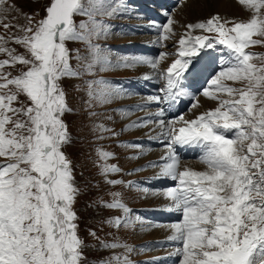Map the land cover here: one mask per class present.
<instances>
[{
	"label": "snow or ice",
	"instance_id": "1",
	"mask_svg": "<svg viewBox=\"0 0 264 264\" xmlns=\"http://www.w3.org/2000/svg\"><path fill=\"white\" fill-rule=\"evenodd\" d=\"M238 2L253 12L248 22H230L216 15L188 25L189 30L215 36L186 33L179 40L178 58L166 73L159 74L166 82L159 89L163 96L148 97L158 107L165 101L169 106L177 103L186 94L185 80L197 71L195 58L202 50L219 44L227 49L228 58L222 60L221 70L210 81L215 94L203 91L219 106L192 120H185L181 114L166 121L165 110L161 109L154 118L122 130L138 129L151 122L159 125L165 138L168 155L164 162L150 167L158 166L159 177L170 179L174 186L159 191L139 184L129 187L163 195L170 201L166 210L179 219L168 225L172 232L168 239L177 245L172 255L180 258L179 264H264V56L246 51L264 46V0ZM116 4L120 7L109 6L108 0H49L43 17L24 28V35L10 38L23 46L25 54L16 55L15 49L3 46L6 38L0 36V53L9 57L0 62V264H86V245L79 236V217L74 210L80 192L72 163L63 150L71 143L63 118L73 111L63 81L81 77L72 66L73 57L84 73L93 76L140 65L159 69L157 59L143 55H124L113 63L105 54L108 49L93 42L105 38L111 29L97 17L127 11L126 0H116ZM9 11L7 0H0V14ZM77 16L87 17V22L78 24ZM228 23L232 26L227 27ZM3 27L8 30L12 25L4 23ZM172 30L173 21L169 19L161 26L160 40H169ZM72 42L86 43L88 54L74 53L68 47ZM164 56L161 53L159 59ZM17 63L26 69L20 75L12 77L3 71ZM143 79L150 81L151 77ZM87 88L90 100L102 105L130 94L106 79L92 80ZM223 95L228 98H221ZM107 118L114 119L111 115ZM97 127L102 133H111L110 138L118 139L122 134L103 124ZM176 146L199 148V159L206 170H181ZM99 158L105 162V176L121 173L119 166L107 163L116 158L113 153L101 150ZM104 207L124 214L108 221L116 230L141 219L121 199ZM101 248L133 251L127 244L117 243H101ZM144 250L141 247L140 251ZM106 264L133 262L125 255L114 256Z\"/></svg>",
	"mask_w": 264,
	"mask_h": 264
},
{
	"label": "rangeland",
	"instance_id": "2",
	"mask_svg": "<svg viewBox=\"0 0 264 264\" xmlns=\"http://www.w3.org/2000/svg\"><path fill=\"white\" fill-rule=\"evenodd\" d=\"M135 1V0H133ZM142 1V0H141ZM175 0H162L160 1V4L166 9L170 8V4L173 3ZM188 0H183V2L180 4H176L173 7L172 12H170L165 19V21H168L171 19L173 21V30H172V35L169 40L166 42L168 43L167 45L172 48L173 47V42L175 41V38H182L185 36L186 33H188L191 36H198V35H210V36H215V34H210L207 32H204L202 30H189L188 25H190L189 18H187V15H185L186 11V5L189 4L187 3ZM238 1V0H236ZM49 0H7V7L10 9L9 12L5 14H0V36H3L6 38V41L3 42V46L9 48V49H15V54L16 55H21L25 54L26 50L23 48L21 45H16L15 43L11 42V37L13 36H22L24 35L23 29L35 24L36 21H38L41 17L44 16L45 14V6L48 4ZM137 3V2H136ZM187 3V4H186ZM115 4L117 8H119V4ZM241 7H235L233 8V14L230 12V14L226 15H219L222 18V20H229L231 22H248V20L251 18L253 15V12L250 11L248 8H246L244 5H241L238 3ZM128 6V5H127ZM166 6V7H165ZM169 7V8H168ZM245 8V9H244ZM14 9V10H13ZM127 11L124 14H116L114 15V30L116 33H114L111 29L109 34L105 38H101L98 41L94 40V43H98L100 46H102L105 49H108V51L105 53L108 55L111 53V46L108 45L106 42H111L113 41V44H118L121 43L124 38L126 40H131L135 41V38H130L128 36H122L120 35L119 29L123 26V29L126 28V26H132L129 30L132 28L136 30L142 29L144 30L145 22L142 21L140 22V18H145L136 12H134L130 6L127 7ZM244 14H243V12ZM246 13V15H245ZM241 14V15H240ZM131 15L137 17L136 20L131 23V24H126V22ZM154 15V13H153ZM240 15V16H239ZM245 15V16H244ZM124 16V17H123ZM155 16V15H154ZM165 14L159 13L158 20H161L162 17H164ZM244 16V17H243ZM103 20V22L107 23L110 25L112 21V17H107V16H102L98 17L97 19ZM212 18V17H211ZM83 19V20H81ZM88 18L80 17L77 16L75 17L76 22L79 24L81 22H87ZM99 19V20H100ZM188 19V20H187ZM185 22V23H184ZM206 22V21H198L195 22ZM7 23L9 25H12V27L8 30H6L3 27V24ZM117 23L118 28L117 29ZM167 23V22H166ZM189 23V24H188ZM227 27H231L232 23L229 25H226ZM119 34V35H118ZM133 37V36H131ZM175 37V38H174ZM137 38H140L139 36ZM144 38V37H142ZM146 40H148V37L145 36ZM259 37H254V39H258ZM8 39V40H7ZM101 41H106L105 43H102ZM101 42V43H100ZM124 42V41H123ZM135 42H132L134 45ZM129 46V45H128ZM217 46H221L217 44ZM68 47L76 53L77 51L80 53V55H87V44L83 42H72L68 44ZM156 47V46H155ZM224 48V46H222ZM226 51V54L224 56V59L228 58V51L226 48H224ZM166 51V55L164 56V63L162 65V60H159V71L157 72L156 80L152 81V76L156 74L154 71L151 77L150 81H145L143 77L145 76V70L142 73V67L138 66L136 70H133L132 68H126V69H116V70H109L105 73L104 76L106 80H109L113 82L114 84L119 83V79H125V78H132L130 80L137 81L138 83H149V84H154V85H159V89H161L165 83L163 79L160 78V73H165L167 72V66L169 63H172V56L167 58L169 55V51L167 49H161L160 52ZM246 51H250L253 53L258 54L259 56H264V46H255L247 49ZM143 47H140L139 51L136 52H131L130 54L132 55H143ZM147 57L146 55H143ZM123 55L119 52H114V57L116 58L115 60H119ZM9 57L6 54L0 53V62H2L4 59H8ZM214 59L213 57H211ZM212 61V60H211ZM210 61V62H211ZM161 62V63H160ZM209 62V66H211V63ZM258 62V61H254ZM72 66L74 70H77L78 68L81 69V77L80 78H69L65 79L63 81V86L64 90L67 95V102L70 108L73 110L71 114H67L64 116V120L66 121L68 131L70 133V138H71V143L67 146L64 147V151L67 154L69 160L72 163V167L74 169V177H75V185L79 189V196L78 199L75 203L74 210L78 214L79 220V236L80 238L85 242L86 248H85V255L87 256L86 264H103L100 261L103 260V262L108 261L114 256H129L130 260H140L143 258H150L152 260H157L160 257L163 256V254H159V252H164V250H156L153 252L150 250V248L153 246L152 241L156 240L160 237L163 236H158V232H160V229H164V226H159L156 227V231H154L153 225L151 222L148 224L149 231H143V232H138L134 228V223L130 226L127 227V230H116L114 227L109 226L108 221L114 220L117 216H123L124 214L122 212L118 213L117 211L112 214L114 210H108L104 207V205H107L109 203H112L114 199H121L123 203H125L127 206L130 207H135L137 204L138 206H142L138 211L140 222L142 225L147 224V221H145L143 218H148L147 214L145 211H142V209L150 205L154 207L153 205H159L158 207L162 206L163 203L165 202L164 200L160 201V196L163 197V195H158L159 197H154L152 196L153 194L151 193H142V202H137L135 203V200L138 197V192L136 191H130L128 186H119L118 185H111V188H116L115 190L113 189H103V192L100 190V187L106 184L103 183H98L95 184L94 181L97 182V179L99 176L103 175V166H104V161L99 158V151H108L110 153H113L114 156L116 157L115 159H110L107 163L112 164V165H117L121 168V173L117 174L115 176L116 179H119L123 172L129 170L132 165H134L129 171H130V176L132 179H130V183L132 184H139L141 186H146L147 185V180L148 178H144L139 180L140 175L142 174V171H145L148 173V176L155 177L157 179H153V182L155 183L156 180L158 179H167V178H161L159 175H154L152 173H149L148 169V164L150 163L151 165H158V161L164 162V157L168 155L167 150L165 148L162 149H147L145 150L144 148L140 151L137 150L135 154L130 155V157H139V159H132V164L129 162L125 156L131 152V149L126 147V146H118L116 142L119 140H123L125 143H130L132 140L136 138V135L140 134L139 131H135V133L131 132H122V124L130 125L133 124V118L136 122H140L144 120L145 118H154L156 114L154 115H145V117L142 115L141 117L136 116H130L129 121L127 120V114L124 113L121 110H131L129 114L134 113V108L133 107H127L125 102L121 97L118 99H115L111 101L107 105H102L98 101L90 100V98L87 96L88 93V88L87 85L90 81L95 80L98 76H93V75H88L83 72L82 70V65L73 57L72 61ZM87 63V61H85ZM114 63V62H113ZM18 64V63H17ZM22 66V65H21ZM162 66V67H161ZM222 64L219 65L221 67ZM24 69V66L20 67V65H16L15 67H6L3 69L4 72L10 73L12 77H14L13 72L20 74V70ZM13 71V72H12ZM141 75V76H140ZM215 73H213L210 77L207 78L206 84L203 86V89H205V86L208 85L212 77H214ZM91 77L87 78V77ZM140 76V77H138ZM143 76V77H142ZM138 77L137 79H135ZM139 78L141 79L139 81ZM103 79V78H102ZM189 79V78H188ZM193 79V78H191ZM191 81L187 80L186 85L191 87ZM195 84L196 82L193 81ZM230 86L234 87H242V84H234L233 82H226ZM75 86V87H74ZM143 88H146V92H151L152 85L148 86H137L135 90H130V93L135 95L136 92L138 93L140 90H143ZM198 90H201L202 92L204 91L201 87L197 88ZM129 90V88L127 89ZM191 92V91H190ZM141 94V93H140ZM215 94V91H214ZM142 95V94H141ZM145 97H149L151 95H144ZM125 97V95H124ZM23 97H21L22 99ZM134 98V97H133ZM221 98H228L226 95H223ZM24 99V98H23ZM197 101V109L196 113L202 114L205 113L209 110H214L219 106L218 101H213L208 98H206L203 93L197 97V99H194V101ZM96 103V105H95ZM122 103V104H121ZM187 101L186 99L184 100V103L182 101L181 105H186ZM121 104L120 106H117ZM95 105V106H94ZM139 105V104H137ZM162 107H161V106ZM159 107L154 103L151 105H146L145 109L148 107L149 110L153 108H157L158 112L161 109L165 110L166 116L164 119L167 121V116H168V110L169 112L171 111L174 117H178V114H175L173 110L174 106H169L168 102L165 101L164 104H160ZM181 105H178L180 107ZM117 106L115 109L116 111L113 110V107ZM165 106H168L165 107ZM106 107V110L104 112H96L97 115L93 117L92 110L94 109H101ZM185 109V108H184ZM121 114V115H118ZM111 115L114 119L110 121L107 117ZM185 116L184 119H187L188 114L183 115ZM124 117V118H123ZM124 119V122L122 120ZM140 118V119H139ZM103 124L105 127H109L115 130L116 133H122L119 135L118 139L116 138H110L111 133H102L99 128L97 127L98 125ZM180 126L179 123H177L176 127L178 128ZM141 132L148 137H156L160 141H164L165 138L161 137L160 138V127L156 123H148L144 127H141ZM136 134V135H135ZM229 136H232L233 133L229 132ZM104 137L103 139L101 137ZM145 138V139H146ZM97 143L96 146L93 145V143ZM111 142V143H108ZM159 142V141H158ZM90 143V144H89ZM114 146H116L114 148ZM145 147V145H143ZM145 150V151H144ZM188 150V149H187ZM134 151V149H133ZM151 151V153L148 156V152ZM163 152V153H161ZM163 154V155H162ZM157 156L161 158H157ZM153 162V163H152ZM156 163V164H154ZM190 164V163H189ZM191 165V164H190ZM154 169H158L160 171V168L158 166H153ZM144 169V170H140ZM201 169V168H200ZM202 170V169H201ZM205 171V170H202ZM144 172V174H146ZM170 180V179H168ZM107 183V182H105ZM108 184V183H107ZM160 184V183H158ZM154 188V187H150ZM155 191H159L157 187H155ZM163 190V189H162ZM114 193H120L121 195L119 197H114ZM147 201V199H149ZM147 201V202H146ZM135 211L134 209H132ZM109 214V218L107 220H96L100 219L102 215ZM104 219V218H103ZM95 232V236L92 235V233ZM148 232V233H147ZM140 233H145V234H140ZM147 233V234H146ZM165 234V232H164ZM169 238V237H168ZM126 241V244H130V248L133 249L131 253H128L126 250L122 248V250H119L121 253H109L110 251H106L101 248V243H114L113 241ZM147 242L148 245H147ZM138 243V244H137ZM148 250H144L143 252L140 251L141 246H146ZM158 254V255H156Z\"/></svg>",
	"mask_w": 264,
	"mask_h": 264
},
{
	"label": "bare ground",
	"instance_id": "3",
	"mask_svg": "<svg viewBox=\"0 0 264 264\" xmlns=\"http://www.w3.org/2000/svg\"><path fill=\"white\" fill-rule=\"evenodd\" d=\"M172 1V0H171ZM189 3V4H187ZM187 5H186V13L185 15H187V18H189V21L191 24H194L195 22H198V21H207L209 18L213 17V16H216L218 13L219 15H226V14H230V12L232 13L233 12V8L235 7H241L238 3V1L236 0H188L187 1ZM120 6V5H119ZM170 6V5H169ZM166 7V6H165ZM169 8V7H168ZM236 9V8H235ZM245 9V8H244ZM242 10V9H241ZM126 12H129V11H126ZM243 12V11H242ZM126 14V13H125ZM233 14V13H232ZM244 14V12H243ZM241 15V14H240ZM239 15V16H240ZM246 15V13H245ZM244 15V16H245ZM243 16V17H244ZM135 17H137L135 15ZM163 18V17H162ZM159 19V17H157V20ZM188 20V19H187ZM185 23V22H184ZM189 24V23H188ZM212 60V61H211ZM214 59H210V63L212 65V62H213ZM163 65V64H162ZM210 65V64H209ZM162 67V66H161ZM145 73V76H152L151 75V69H146L144 71ZM154 72H152L153 74ZM187 75V74H186ZM144 76V77H145ZM143 77V76H142ZM189 78H193L192 76L189 77ZM141 79L139 78V81ZM192 80V79H191ZM132 82H137V81H132ZM191 83V82H190ZM197 83V82H196ZM193 84V83H191ZM195 84V83H194ZM138 85H134L133 87H129V92L130 90H135V88H137ZM196 86V85H195ZM151 91V90H149ZM153 92V91H151ZM151 92H146V88H143V90H140L138 93L136 92L135 95L133 94H126L125 97L124 96H121V98L127 102L125 104V106L127 107H133L134 108V113L133 114H127V120L129 121V118L130 116H134L136 118V116L139 115V117H141L142 115L145 117V115H148L149 114V108L148 107L147 109H145V106L146 105H151V104H154L155 102H152V101H149L148 97H145L144 95H151ZM142 95H141V94ZM134 97V98H133ZM184 100L185 98H179L178 99V102L173 104L172 106H174V109L173 110L175 112V114L178 113V105H181L182 104V101L184 103ZM187 101V99H186ZM139 104V105H137ZM164 104V102L162 103ZM187 105V103H186ZM143 106V107H142ZM161 106V105H160ZM163 106V105H162ZM161 106V107H162ZM147 107V106H146ZM166 116V114H165ZM164 116V117H165ZM163 117V118H164ZM185 117V116H184ZM186 118V117H185ZM140 119V118H139ZM131 120H133V124H136L137 122L131 118ZM145 151V150H144ZM163 153V152H161ZM163 155V154H162ZM157 158H161L160 156ZM158 163H162V161H158ZM190 165V164H189ZM152 187V186H151ZM160 190V189H159ZM162 190V189H161ZM161 197V196H160ZM164 197V196H163ZM165 198V197H164ZM142 211H144V208L142 209ZM160 232H158V236H164V230L163 229H160L159 230Z\"/></svg>",
	"mask_w": 264,
	"mask_h": 264
}]
</instances>
